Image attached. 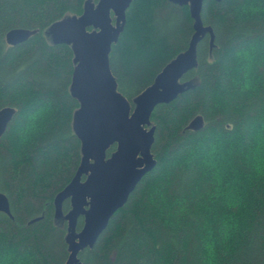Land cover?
I'll return each mask as SVG.
<instances>
[{"label": "trees", "instance_id": "16d2710c", "mask_svg": "<svg viewBox=\"0 0 264 264\" xmlns=\"http://www.w3.org/2000/svg\"><path fill=\"white\" fill-rule=\"evenodd\" d=\"M84 2L0 0V108L15 109L0 138V192L11 213L0 211V264H64L69 254L53 200L80 163L79 103L71 47L44 31L81 14ZM201 20L214 45L208 34L198 42L196 67L180 79L189 85L152 111L156 164L79 252L83 264H264V0H205ZM192 22L187 5L168 0L127 8L108 60L131 107L186 49ZM14 27L39 32L11 46L5 34ZM197 114L203 128L186 129ZM69 209L66 199L61 211ZM82 224L80 216L76 229Z\"/></svg>", "mask_w": 264, "mask_h": 264}, {"label": "water", "instance_id": "95a60500", "mask_svg": "<svg viewBox=\"0 0 264 264\" xmlns=\"http://www.w3.org/2000/svg\"><path fill=\"white\" fill-rule=\"evenodd\" d=\"M133 1L85 0L81 14L65 16L44 31L52 44L71 47L74 67L70 94L79 103L72 115V129L81 144L80 163L73 178L53 200L55 220L66 222L69 254L64 264H83L79 252L94 245L141 178L155 166L151 113L157 105L173 101L189 85L180 79L196 67L198 42L208 34L210 47L214 45L212 27L201 20L205 0H168L188 6L193 33L186 49L158 72L153 83L133 99L131 107L117 89L108 55L124 28L126 10ZM38 32L37 28L14 27L6 32L5 41L14 46ZM14 113L13 107L0 108V138ZM203 126V116L197 114L185 128L198 131ZM112 145L115 149L107 156ZM66 199L70 209L63 214L61 205ZM0 211L11 214L8 197L2 192ZM80 216L83 224L77 230Z\"/></svg>", "mask_w": 264, "mask_h": 264}]
</instances>
